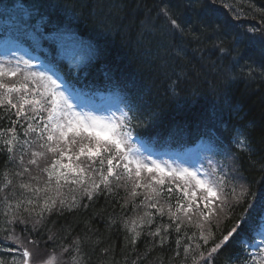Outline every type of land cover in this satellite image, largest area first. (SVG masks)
<instances>
[{"label":"trees","instance_id":"1","mask_svg":"<svg viewBox=\"0 0 264 264\" xmlns=\"http://www.w3.org/2000/svg\"><path fill=\"white\" fill-rule=\"evenodd\" d=\"M171 19L179 27L172 25ZM3 39L18 40L69 87L83 93L106 90L107 85L125 87L121 104L126 107L127 120L130 116L128 127L147 146L181 149L201 142L205 154L217 165L216 180L225 178L219 189L223 196H231L233 188L239 193L241 185L246 193L239 202L232 198L230 207L219 215L221 220L207 225L193 208L199 223L203 220V228L199 224L198 228L207 231V242L198 236L200 229L193 224L174 219L167 211L161 215L157 207L149 206L155 202L146 204L143 198L147 197L142 195L145 187L136 188L139 195L133 198L131 182L120 181L117 187L114 180L111 192L101 185L91 199L78 190L73 201L70 190L64 187L59 196L55 193L51 197L58 208L45 212V219L34 230L31 219L39 217L35 212L29 217L23 209L38 212L39 204L27 205L26 197L33 194L21 188L11 192L9 187L16 186L17 179L33 184L32 178L18 177L13 171L12 156L29 153L19 139L26 136L29 123H36L38 130L28 134L40 137L43 121L39 116L34 120L18 117L16 108L2 105L0 264L19 262L21 253L4 240L15 233L55 254L69 248L65 255L74 264L253 263L243 249L264 213L258 206L264 193V0H0ZM55 41L65 50L81 54L84 63L71 69L64 59L53 58ZM41 116L46 119L45 112ZM11 128H15L16 140L13 151L8 152L9 145L4 142L11 139ZM76 139L67 151L80 149V138ZM94 160L98 158L93 157L85 166L82 159L84 177L91 178L90 169L99 168ZM95 179L98 183V174ZM145 180L142 175L140 184ZM169 185L173 191L170 196L167 191L162 193L161 205L175 212L177 200L185 206L187 201L175 181ZM61 199L65 206L60 205ZM20 201L24 203L17 209ZM70 203L76 206L67 207ZM250 203L257 207L249 209ZM200 204L203 209V202ZM13 215L23 216L26 222L9 224ZM133 219L140 233L135 243V233L128 230ZM238 222H242L238 231L209 256ZM157 230L159 234L153 235Z\"/></svg>","mask_w":264,"mask_h":264},{"label":"snow or ice","instance_id":"2","mask_svg":"<svg viewBox=\"0 0 264 264\" xmlns=\"http://www.w3.org/2000/svg\"><path fill=\"white\" fill-rule=\"evenodd\" d=\"M167 14V13H166ZM171 24L179 27L177 25L176 20L171 19ZM20 62L17 61V64L11 68L5 67L3 64H0V106L8 105L11 108H16V115L23 116L27 120H34L37 116L40 117L41 121H43V126L39 128L40 139H44V134L47 133L45 143L41 145V147H46L47 151L52 153L59 152L60 156L63 157L64 151L60 147L61 141L65 143H77V137L80 138V149L79 155H77L76 159L79 160V156H85L89 160H92L93 157L98 158V160L92 161L93 164L98 163L99 168H91V172H95L99 176V182L97 183L94 179L91 182V187H83V193L91 199L94 193H97L101 190V185L104 186L107 191L111 192L112 187L110 186L113 180L116 183L117 187H120V181H124L125 183L131 182L133 187L130 193L131 197H136L139 193L136 191L138 187H145L151 190L154 196L147 197V199H154L155 196H160L165 190L163 187H153V183L157 186H163L165 184L164 177H178L183 181V184H176V189L182 193L183 199L187 201V206L181 204L179 200H177L176 211H171L169 208V215L174 219H180L177 216L178 212H183L184 216L188 221L192 220V215H189L192 212L193 208L197 210L199 216L204 217L205 219H211L213 215L219 216L225 211V207H230L227 204V198L223 196L221 191L219 190L225 185V178H219L216 181H212L208 178H201L196 171L190 170L188 168H168L166 169L159 162L155 160H151L150 163L145 162L144 159L137 154V151L134 150L130 146L131 133L122 131L123 128L128 127V125L123 123H118L115 121H109L105 118L98 117L92 115L90 113H81L75 111L74 105L70 101V94L66 95L65 92L68 91H59V85L57 81L53 79L51 76L47 75L45 72H25L23 79L19 81L18 84H8L5 83L2 77H16L18 73L21 72L19 67ZM23 64L26 68L30 67L29 61H23ZM29 81L33 85V87L29 88ZM23 93L22 95H18L16 103H13L12 93ZM35 93L32 99H29V94ZM25 105H31V111L35 114L34 116H28L25 112ZM42 112L47 113V117L41 116ZM37 127H34L33 124H28V129L25 132V135L28 134V131H37ZM11 132L12 138L6 140L4 143L9 145L7 148L8 152L13 151V142L16 140L15 128H11L8 130ZM71 134V140L69 141V136ZM0 135H3V132L0 131ZM87 140L88 143H83V141ZM27 144V141L23 142ZM55 144V147H53ZM33 156L43 157V152H35ZM71 160V157H69ZM151 159L150 157L148 158ZM21 161H23V157L21 156ZM37 161L32 159L29 161L31 164H35ZM57 165L61 169H68L73 172L76 177L71 180L72 184L84 185L86 183L84 179L85 168L81 167L79 164L73 166V164L68 163L64 164L61 160L53 161L51 165V170L45 168L44 171L48 172V184H51V179L53 176L56 177V195L59 196V189L62 187L60 181L63 179L65 183H68V176L66 172L59 171L57 169ZM106 169V172H105ZM117 169L119 171H117ZM27 170V169H26ZM147 172L149 174L159 173L160 176H151V178L143 185L140 184V178L142 173ZM23 175V173H20ZM11 181H8L10 184ZM7 186V185H5ZM21 188L28 189L33 191L32 187L29 184H21ZM240 192L237 193L236 189L233 188L231 191V196L237 202L245 195L246 189L243 185L240 186ZM48 189H39L36 188L34 191L39 193L40 191H47ZM173 189L169 187L167 189V194L170 196ZM199 192V196H198ZM7 201V197L4 198ZM73 201H75V197H73ZM216 201H219V204H216ZM200 202H203V209H207V211H203L201 209ZM23 201L17 202L16 208L20 209ZM57 201L55 198L46 199L43 207L39 209L37 212L35 208L24 207L23 211L28 214L29 217L33 215L35 212L36 216L39 217L38 220L34 223V230L37 225H39L44 219L45 212H51ZM61 206H65L66 202L64 199L59 201ZM34 201L29 199L27 200V205H33ZM75 203H70L67 207H75ZM150 207L155 208L156 203H152L149 205ZM258 206L264 211V193H262L258 198ZM6 207H8L6 203ZM257 207V204L250 203L249 209ZM158 211L161 215L164 214V207L161 206ZM145 215L150 216V213H146ZM247 219V217H245ZM19 221L20 223H25V219L23 216L13 215L10 217L8 223L11 224L13 222ZM140 222L143 223V219L140 218ZM151 222L150 220L148 221ZM183 222V221H181ZM240 223L236 226H233L227 235L223 236V239L220 243L216 244L209 253L211 256L212 253H216L218 249L222 247L227 241H229L230 237L235 234L239 227ZM203 228V225H199ZM139 227L137 221L135 219L132 220V225L129 227V231L135 233L132 237V242L135 243L136 237L140 235L139 232L136 231V228ZM179 226L176 227V231L179 232ZM159 230L153 235H158ZM211 235V234H209ZM49 240L53 239L50 235ZM205 242H207L208 237H202ZM5 239L13 240L19 243V238L16 236L8 235ZM163 243V240L161 241ZM32 243L36 244V241ZM179 243V242H178ZM14 250V249H13ZM77 252L79 248L75 249ZM64 252L69 251V248L63 249ZM264 252V249L261 250ZM185 252H188V249L185 248ZM23 256L25 257L23 264H29V259L32 256V253L28 249H24ZM73 259H76L73 257ZM56 260L55 254H52L48 259H46L43 264H54ZM259 264H264V260H261Z\"/></svg>","mask_w":264,"mask_h":264},{"label":"rangeland","instance_id":"3","mask_svg":"<svg viewBox=\"0 0 264 264\" xmlns=\"http://www.w3.org/2000/svg\"><path fill=\"white\" fill-rule=\"evenodd\" d=\"M65 54L68 56V58L70 59L71 63H74L75 58L73 57V52L70 49H66L65 50ZM17 61L20 62L19 67L21 69V72L17 74L16 77H2V79L4 80L5 83L8 84H13L16 83L18 84L20 80L23 79V76L25 74V72H45L47 75L51 76L53 79H55L51 72L48 71V69L44 66H42L36 58H34L32 55H30L26 50L23 49V47L16 41L12 40H3L2 42H0V64H3L5 67L11 68L13 66H15L17 64ZM23 61H29L30 67L26 68L25 65L23 64ZM56 80V79H55ZM57 81V80H56ZM57 84L60 86L59 87V91H61V84L57 81ZM33 87V85L31 84V82L29 81V88ZM3 91V90H0ZM23 93L17 94V93H12V97H13V103H16L17 101V97L18 95H22ZM33 95H35V93L29 94L28 98L32 99ZM79 97L76 95L75 97H70V101L71 103L74 105L75 111L77 112H81V113H90L92 115L98 116V117H102L105 118L106 120L109 121H115L118 123H122L123 121V109L121 107H119L118 103H113L112 100L107 101V107L102 106V110L101 108H85L82 109L80 106H83L82 103L79 101ZM115 100V99H114ZM116 101V100H115ZM108 108V112L111 110L112 111L108 114V112L105 114L103 112V110L105 109V111ZM115 108H119L118 114H115ZM42 125V124H41ZM12 138V137H11ZM71 134L69 136V141L71 140ZM29 141H32V137L31 134L29 136ZM24 141L25 137L19 139V144L20 146L23 148H25V150H28L30 147L27 145H24ZM45 143V141H44ZM61 145L63 147H65L64 149L61 147ZM53 147H55V144H53ZM60 147L63 149L64 152H71V151H66V147H71V143H65L63 141H61ZM43 147L39 146L35 151H32L31 153L27 154L26 156H22L23 157V161H21V156L20 155H16L15 153H13L12 156V166L14 167L15 170H13L15 173H17L18 177L20 176L21 178H32V182L33 184H29V183H23L20 182L18 179L16 181V186H11L9 187V191L11 192H15L17 193V190L20 189V185L21 184H29L33 191H30L28 189L25 188H21L23 191H25L27 194H33L32 196H28L26 198L28 199H32L35 203L39 204V209L41 207H43L44 202L46 199H49L52 197V195H54L56 193L55 190V185H56V177L53 176L51 179V184H48V172L44 171L45 168H48L49 170H51V165L53 163V161L55 160H61L62 163L64 164H68L71 163L73 164V166L79 164L81 166L80 160H84L85 162V166L89 165L90 161L87 157L83 156V157H79V161H75V157L73 155H77L79 154V150H74L73 154L70 156L71 160L69 158H67L66 160H63L59 154V152L57 153H52L47 151V149H41ZM31 149V148H30ZM29 149V150H30ZM134 150L137 151V154L141 157V159H144L145 162L150 163L151 160H155L157 162H159L162 166H164L166 169L168 168H175V169H180V168H188L190 170L196 171L198 173V175L201 178H208L212 181H215L217 178V165L216 163L212 162L210 160V157H208L207 159L204 158L203 155H200L197 157V162L196 165L193 163V156H196V149H192V150H186L184 152V158L182 160H179L178 163L176 162H172L169 161L167 163L161 162L160 160H156L154 158H152L151 156H146L144 154L141 153V150H139L138 148H133ZM35 152H43L44 156L43 157H39V156H33V153ZM151 158L150 160L148 158ZM35 159L37 162L35 164H31L29 163L30 160ZM187 159V161L185 160ZM189 160L192 161V163L190 164L191 167H187L189 165ZM74 161V162H73ZM85 168V167H84ZM27 169V170H26ZM57 169L59 171L62 172H66L67 176H68V183H65V181L63 179H61L60 183L62 185V187L59 189V192L65 188H68L71 192L70 196H75L76 192L78 190L82 191V186L79 184H72L71 180L78 178L76 177V175L69 171L68 169H61L59 167V165H57ZM20 173H23V175H20ZM142 175L145 176V183L151 178V176H157L159 177L160 174L159 173H152L149 174L147 172L142 173ZM40 176V178H39ZM96 175L95 173L92 172L91 178H87L84 177L86 183L84 184L83 187H91V182L92 180H96L95 179ZM169 178V180L173 179L175 181V183H180L181 185L183 184V181L180 180L178 177H168L165 176L164 180ZM154 184V183H153ZM39 188V189H45L47 188V191H40L39 193H36L34 191V189ZM236 189V188H235ZM142 195L146 196V197H150V196H154V194L151 192L150 189L148 188H144V192L142 191ZM199 195V192H198ZM227 204L230 203L232 200V196H227ZM144 202H146V204H150V202H155L156 203V207L157 209H159L162 205L160 201H157L156 196L154 197V199H147V198H143ZM157 203H159L157 205ZM55 208H58V206H55ZM164 211H168V209L166 207H164ZM223 214V213H222ZM221 214V215H222ZM189 215H192V220L188 221L187 218L184 216L183 212H180V221H187L190 224H193L197 229L198 228V224L202 225L203 224V220H201V223H199L200 217L197 216V214H194L193 211L189 213ZM170 216V215H169ZM216 220H221V218L218 216L213 215V217L209 220H205L204 219V225L210 224L212 221H216ZM207 232V231H206ZM205 232V230L200 229L199 230V235L202 236H207V233ZM11 235V234H10ZM12 236H16L19 238V243L10 240V239H5L4 240L10 244H12L13 246L16 247V249L18 250L19 253H21L20 257H19V262L17 264H23L25 257L23 256V252L24 249H28L31 253L32 256L29 259V264H43V262L48 259L52 254H55L51 251L45 250L42 248V246H39L38 243L34 244L32 243L34 240L29 239L26 236H19L16 233L13 234ZM56 260L54 262V264H74V260L68 258L65 255L64 251H60L58 253L55 254ZM200 261V259L198 260Z\"/></svg>","mask_w":264,"mask_h":264},{"label":"bare ground","instance_id":"4","mask_svg":"<svg viewBox=\"0 0 264 264\" xmlns=\"http://www.w3.org/2000/svg\"><path fill=\"white\" fill-rule=\"evenodd\" d=\"M35 221H36L35 217L31 219V223H35Z\"/></svg>","mask_w":264,"mask_h":264}]
</instances>
